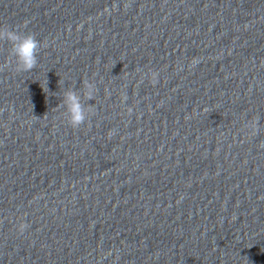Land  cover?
I'll use <instances>...</instances> for the list:
<instances>
[{"label":"clouds","instance_id":"obj_1","mask_svg":"<svg viewBox=\"0 0 264 264\" xmlns=\"http://www.w3.org/2000/svg\"><path fill=\"white\" fill-rule=\"evenodd\" d=\"M0 42L10 46L9 55L14 61L17 72H30L38 63V55L42 47V42L37 39L32 32L21 31L19 28L0 26ZM5 65L4 67H7ZM147 78L151 79L153 85L159 82V74L155 70H150ZM145 78V74H144ZM83 98L91 101L96 96L98 89L96 83L88 78L83 79ZM61 104L64 106L68 123L73 128H79L90 119L89 112L83 103L81 94L72 88H68L63 93ZM259 117L248 122L245 126L251 129V134L258 132ZM29 227L28 223L22 220L18 224L19 232L23 233ZM254 264V262H250Z\"/></svg>","mask_w":264,"mask_h":264}]
</instances>
